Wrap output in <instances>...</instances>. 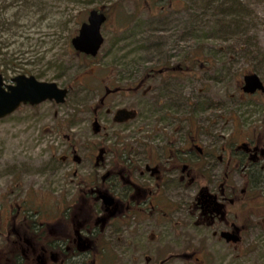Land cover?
Instances as JSON below:
<instances>
[{
  "label": "rangeland",
  "instance_id": "1",
  "mask_svg": "<svg viewBox=\"0 0 264 264\" xmlns=\"http://www.w3.org/2000/svg\"><path fill=\"white\" fill-rule=\"evenodd\" d=\"M174 1L177 3L174 2L172 7L177 12L168 11L166 19L161 21L153 17L159 13L158 8L152 9V6L159 4L156 0L146 3L145 10L139 13L133 9L134 0H43L40 5L34 6L35 9L0 0V23L5 21V28H10L0 34V74L4 82L10 84V79L16 75H31L68 90L64 104L45 102L35 107L21 106L10 116L0 119V204L6 196L13 201L34 196L42 212L52 216L55 207L51 205L55 199L59 202L65 199L72 201L78 194L87 193L88 188L84 184L94 174L97 153L93 144L102 146L108 138L110 141L107 143L112 146L117 134L123 137L140 133V121L130 124L129 129L120 126L112 128L106 121L104 107H110L112 103L107 101L102 106L99 98L104 93V86L114 83L116 79L111 80L104 73L131 71L135 66L132 60L136 59L148 60L156 55L179 57L197 51L196 40L192 37L188 39L185 28L191 19L190 14L200 7L199 2ZM239 1L253 15L259 16L253 41H257L264 50V0ZM120 3L121 9L117 5ZM92 9L104 11L107 16L100 32L104 41L97 57L83 59L71 54L70 39L77 35L79 26L86 21ZM126 16L134 17V23L124 30L126 26L120 27L119 23ZM197 25L199 37L202 36V25ZM232 42L230 40L229 43ZM219 44L221 42L216 39L207 42L209 46ZM178 59H170L169 63H175ZM234 59L232 63L226 61L224 72L223 59L209 70V77L214 79L216 76L215 80L200 76L199 80L184 79L178 85L175 83L174 97L185 96L192 104L203 103L206 112L195 113L193 118L196 127L208 128L212 143L221 140L229 149V144L236 149L253 139L256 140L253 147L260 150L264 140V95L253 99L254 103H259L254 106L241 93L242 76H238L236 82L232 74L246 68L248 63ZM115 61L119 62L116 64ZM215 70L217 73H212ZM228 70L230 74L226 75ZM250 73L248 71L246 75ZM259 78L264 82V72ZM130 94L132 98L135 97L133 92ZM122 99L116 98L115 106H136L135 101ZM94 108L103 111L98 135L93 134L91 122ZM250 147L252 152L254 148ZM65 157H68L67 160ZM99 172L102 173L101 170ZM231 183L235 185L237 196L233 197L232 204L226 205L228 215L244 229L245 237H241L242 242L234 247L212 241L209 247L216 257L209 264H264V187L258 183L249 192L248 184L242 195L239 191L245 189V183L241 178H235ZM66 193L71 196L67 197ZM89 206L87 204L86 208ZM1 212L0 249L7 252ZM145 239V254L151 257L150 238ZM121 241L125 246L124 251L131 249L123 254L124 264H144V256L134 249L131 232L124 231ZM169 247L175 249L179 246L169 244Z\"/></svg>",
  "mask_w": 264,
  "mask_h": 264
},
{
  "label": "flooded vegetation",
  "instance_id": "2",
  "mask_svg": "<svg viewBox=\"0 0 264 264\" xmlns=\"http://www.w3.org/2000/svg\"><path fill=\"white\" fill-rule=\"evenodd\" d=\"M169 69L152 68L146 77L139 71L134 86L117 80L127 73L106 74L116 79L104 86L99 98L102 106L112 103L104 107L106 121L112 128L140 121V133L117 134L112 146L108 138L102 146L93 144L97 153L94 174L84 184L87 193L72 201H51L52 216L42 213L34 196L20 201L6 196L0 210L8 246L7 252L0 249V264H124L123 254L130 249L124 251V231L131 232L144 264H209L216 257L210 251L212 241L232 247L242 242L244 229L229 217L226 206L237 196L231 181L241 178L243 195L248 180L264 179V140L260 150L253 147V139L236 149L221 140L212 143L208 128L194 127L188 98L174 97V84L183 80L174 81ZM259 94L264 93L244 95L254 99ZM116 98L130 99L136 106H115ZM118 110L132 111V117L116 122ZM102 112L93 110L94 135L100 132ZM251 186L249 192L256 184ZM222 233L239 241L228 242ZM147 237L151 257L145 254Z\"/></svg>",
  "mask_w": 264,
  "mask_h": 264
},
{
  "label": "trees",
  "instance_id": "3",
  "mask_svg": "<svg viewBox=\"0 0 264 264\" xmlns=\"http://www.w3.org/2000/svg\"><path fill=\"white\" fill-rule=\"evenodd\" d=\"M132 1V0H131ZM150 0H134L133 9L135 13H139L142 10H145L146 3H149ZM154 1V0H153ZM156 7L152 6V9H159V13L153 15V17H158L161 21L165 20L168 11L177 12L175 7H172V4L175 2L174 0H156ZM177 1V0H176ZM192 2L195 0H191ZM199 2L200 7L193 11L191 15V19L187 22L186 36L188 39L193 38L196 40V52L182 54L177 57L174 55H156L148 60H132L134 61L132 64L135 65L131 71L128 69L125 71L115 70L117 72L127 73L125 77L118 78V81H125V83L129 86H134L136 84V80L139 75V71L142 73L139 75L141 77L151 76L152 73L150 70L152 68L157 67H166L170 68L168 70V74L173 75L175 78L174 81H182V80H199L200 76L206 78L208 80H215L217 77H209V70L215 68L218 65L219 60L223 61L224 72L226 70V61L232 63L234 58H239L248 63L246 68H241L236 73L232 74V77L238 78V76H244L248 71L255 73L257 76L262 75L264 72V50L259 47L257 41L254 37V31H257V23L260 19L258 15H253V12L250 11L246 6L239 0H196ZM6 2L17 3L18 6H24V8L31 7L35 9L34 6L40 5L43 0H6ZM177 3V2H175ZM121 9V3L117 4ZM26 6V7H25ZM34 7V8H33ZM30 8V9H31ZM180 8V7H179ZM181 9V8H180ZM119 10V9H118ZM134 17H123V20H120V27H125L124 30H127L133 23ZM227 18V20H224ZM15 24V23H14ZM201 26V34L202 36L197 35L198 25ZM7 23L5 21H1L0 23V34L4 31H8L10 28L6 29ZM6 29V30H5ZM120 29V28H119ZM123 30V31H124ZM218 40L221 42L219 45L209 46L207 42ZM230 40H232V44H230ZM71 54H76V56H81L83 59H90L87 56L82 54H77L71 49ZM179 58L175 63H169L170 59ZM125 59V58H124ZM233 59V60H232ZM148 61V62H147ZM119 61H115L117 64ZM120 66V64H119ZM238 70V69H237ZM113 72V71H112ZM215 71L212 73L215 74ZM105 72L104 74H107ZM217 73V72H216ZM201 74V75H200ZM230 72L226 73L229 75ZM96 75H99L96 74ZM137 76V78L135 77ZM37 80V79H36ZM127 81V82H126ZM237 82V80H236ZM206 85V84H205ZM239 93V91H237ZM240 94V93H239ZM104 95V93H103ZM102 95V96H103ZM264 94H259L257 97H261ZM246 97V96H245ZM249 99L248 97H246ZM254 106L259 105V103H254L253 99H249ZM190 104L189 113L191 115L190 118L196 116L195 113H204L206 112V108H204L200 102L193 103L189 101ZM194 121V118H193ZM196 122H194V126ZM231 145V144H229ZM233 145V144H232ZM249 185L259 183L264 187V179L253 178L252 180H248ZM249 187V189L252 187ZM43 213V212H42Z\"/></svg>",
  "mask_w": 264,
  "mask_h": 264
},
{
  "label": "water",
  "instance_id": "4",
  "mask_svg": "<svg viewBox=\"0 0 264 264\" xmlns=\"http://www.w3.org/2000/svg\"><path fill=\"white\" fill-rule=\"evenodd\" d=\"M106 20L104 11L90 10L86 21L79 26L77 35L70 39L74 52L89 58L97 57L104 41L100 32ZM10 82V84L3 82L0 74V119L10 116L21 106L35 107L45 102L64 104L68 95V90L59 88L56 83L36 80L31 75H16L10 79ZM241 82V92L246 95H253L256 92L264 93V82L255 73L244 75ZM131 117L132 111L118 110L115 121L123 122ZM221 237L228 242L239 241L236 236L227 233H222Z\"/></svg>",
  "mask_w": 264,
  "mask_h": 264
}]
</instances>
